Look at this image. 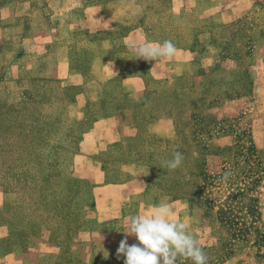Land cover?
Returning a JSON list of instances; mask_svg holds the SVG:
<instances>
[{"label":"rangeland","instance_id":"obj_1","mask_svg":"<svg viewBox=\"0 0 264 264\" xmlns=\"http://www.w3.org/2000/svg\"><path fill=\"white\" fill-rule=\"evenodd\" d=\"M165 40L187 54L150 62L134 51ZM63 47L68 79L58 76ZM105 60L119 77L95 81ZM130 78L136 103L122 87ZM113 112L136 134L109 149L107 181L132 178L134 163L148 188L101 220L96 177L77 157L83 136ZM161 120L173 122L172 138L147 133ZM176 152L182 164L169 170ZM158 203L172 206L207 264H264V0H0L4 264H124L125 218Z\"/></svg>","mask_w":264,"mask_h":264},{"label":"crops","instance_id":"obj_2","mask_svg":"<svg viewBox=\"0 0 264 264\" xmlns=\"http://www.w3.org/2000/svg\"><path fill=\"white\" fill-rule=\"evenodd\" d=\"M33 41L35 42L36 40L34 39ZM178 54L185 56L187 53H175V55ZM184 62L186 63V60ZM97 67L100 68L96 70ZM71 74L69 51L67 47H63L61 48V55L59 53L58 57V76L62 79H68ZM119 74L120 71L117 64L111 60H105L94 66L95 81H113L119 77ZM136 83L133 78L122 82L123 91L127 93L129 100L133 101V103L137 101L134 98L138 95L139 90ZM130 103L132 104V102ZM122 114L123 116L127 115V119L131 121L130 111H124ZM119 120L117 112L99 117L93 127L83 136L80 144L81 153L77 157V160L88 165L90 172H93L96 177L95 186L91 190L90 195L94 198L97 207H99V210H97L101 218L103 217L101 220H108L113 218L112 216L115 214L122 213L133 202L143 197L148 188V181L145 178L148 176L145 174L140 175L139 171L141 169L134 163L127 166V170L133 174V176H130L132 178L116 182L107 181L109 175L106 166L109 165L107 159L109 149H114L121 145L125 146L126 141L136 134V130L132 129V126H121ZM147 133L156 138L169 139L175 134L174 124L171 120L157 121L148 125ZM119 177L125 176L120 172ZM4 236L5 232L0 228V240ZM5 260L6 258H4L0 249V264H4Z\"/></svg>","mask_w":264,"mask_h":264},{"label":"clouds","instance_id":"obj_3","mask_svg":"<svg viewBox=\"0 0 264 264\" xmlns=\"http://www.w3.org/2000/svg\"><path fill=\"white\" fill-rule=\"evenodd\" d=\"M134 51L140 59L151 62L171 60L177 49L171 40H165L142 44ZM182 161V153L176 152L165 164L169 170H174ZM173 215L170 204L158 203L150 213L126 217L125 238L119 244L117 256L125 258L124 264H177L181 257L190 260L191 264H207L208 257L198 241L186 230L183 222L173 219ZM128 237H134L137 242L129 245Z\"/></svg>","mask_w":264,"mask_h":264},{"label":"trees","instance_id":"obj_4","mask_svg":"<svg viewBox=\"0 0 264 264\" xmlns=\"http://www.w3.org/2000/svg\"><path fill=\"white\" fill-rule=\"evenodd\" d=\"M38 134H40L39 131H37L36 133H34V135H36V136H37ZM46 139H47V138H45L44 135L41 134V135L38 137V143L41 142V143H44V145H46L45 142H44ZM10 145L12 146L13 143H10ZM11 150L13 151V149H11ZM11 150L9 151V154H12V151H11ZM36 150H37V152H40V151H39V148H37ZM37 157L41 160V161H39L40 163H39L38 165L40 166V171L42 172L43 169H42L41 166H43V165H42V158H43V157L40 155V153L37 154ZM44 170H45V169H44ZM43 176L46 177V174L43 175ZM47 177H50V176H47ZM90 188H91V187H90ZM90 188H89V189H90ZM58 229H59L58 227L55 228V231H57ZM48 231L51 232V233L53 232V230H52L51 228H49ZM55 231H54V232H55ZM55 233H56V232H55ZM34 234H35V233H34ZM34 234H33V235H34ZM58 246L60 247V245H58ZM114 256H115V255H114ZM71 258H72V257H68V258H66L65 260H67V259H68V260H71ZM49 260H50V259L47 258V259L44 260L43 263H44V264H47V263L49 262ZM59 260L61 261L62 258H59ZM43 263H42V264H43ZM69 263H71V261H69ZM58 264H59V263H58ZM65 264H66V261H65Z\"/></svg>","mask_w":264,"mask_h":264}]
</instances>
